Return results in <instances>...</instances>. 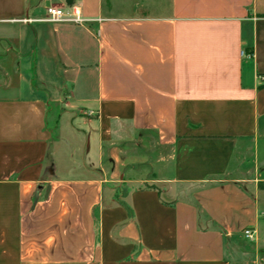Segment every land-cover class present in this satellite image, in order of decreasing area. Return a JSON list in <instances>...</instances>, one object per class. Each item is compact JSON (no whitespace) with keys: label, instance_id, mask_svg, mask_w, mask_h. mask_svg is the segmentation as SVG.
<instances>
[{"label":"crops","instance_id":"1","mask_svg":"<svg viewBox=\"0 0 264 264\" xmlns=\"http://www.w3.org/2000/svg\"><path fill=\"white\" fill-rule=\"evenodd\" d=\"M57 2L0 0V264H264V0Z\"/></svg>","mask_w":264,"mask_h":264},{"label":"built area","instance_id":"2","mask_svg":"<svg viewBox=\"0 0 264 264\" xmlns=\"http://www.w3.org/2000/svg\"><path fill=\"white\" fill-rule=\"evenodd\" d=\"M50 1V0H48ZM47 17L43 19H37L36 22H51V23H68V24H77V25H86L88 21L84 19L76 7H66V8H58L52 6L50 3L47 6ZM31 20H25V22H29ZM260 82H264V76L259 77ZM254 231L249 229L245 231V236L249 239H252Z\"/></svg>","mask_w":264,"mask_h":264},{"label":"rangeland","instance_id":"3","mask_svg":"<svg viewBox=\"0 0 264 264\" xmlns=\"http://www.w3.org/2000/svg\"><path fill=\"white\" fill-rule=\"evenodd\" d=\"M50 2H51V5H52V6H57V7H64V8H66V6H64V5H65L64 2H61V4L58 3L57 0H50ZM47 10H48V7L46 6V4H45V3H42V4L40 5V14H39V17H43V18L47 17V16H48V15H47ZM0 79H2L1 75H0ZM248 188H249V187H248Z\"/></svg>","mask_w":264,"mask_h":264}]
</instances>
